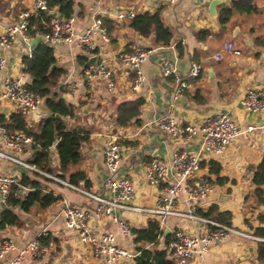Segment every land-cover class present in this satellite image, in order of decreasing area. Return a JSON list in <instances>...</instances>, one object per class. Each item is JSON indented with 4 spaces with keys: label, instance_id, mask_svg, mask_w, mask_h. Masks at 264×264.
Here are the masks:
<instances>
[{
    "label": "crops",
    "instance_id": "1",
    "mask_svg": "<svg viewBox=\"0 0 264 264\" xmlns=\"http://www.w3.org/2000/svg\"><path fill=\"white\" fill-rule=\"evenodd\" d=\"M212 1L75 0L77 33H82L94 16L112 21L110 41L101 43L98 52L106 51L116 81L115 89L109 91L106 80L88 79L84 75L86 64L97 57L95 52H89L75 43L54 45L57 57L54 67L59 68L60 73L54 91L76 107V115L68 117L67 123L71 127L83 126L91 131L90 139L82 149L81 162L71 168V171H84L90 184L87 186L82 180L75 186L93 194H105L108 171L103 143L106 134H114L123 154L119 173L131 176L135 182L133 204L153 208L165 185L159 188L149 185L144 178V165L154 157L171 161L178 149H196L200 142L199 137L177 139L163 132L155 123L156 119L170 115L180 124L198 125L207 115L227 112L242 127L264 122V111L251 113L241 103L249 89L255 88L264 93V45L257 43V39L264 36V0H253L258 9L256 12H234L224 25L219 23V10L230 7L233 0H221L216 6V14L210 10ZM34 3L35 0H0V35L17 21L19 13L32 9ZM159 9L163 20L173 30L172 41L166 46L156 44L153 34L143 36L130 28L129 17H117L119 12L154 13ZM204 29L209 30V34L201 39L199 34ZM39 38L32 37L33 46ZM227 41L234 42L242 54L223 53L222 58H217L216 54ZM178 43H182L183 53L177 49ZM132 45L158 48L141 66L145 81L139 88H135L136 72L116 61V57ZM0 55L6 61L0 70V114L9 118L17 111L10 101L1 98L3 83L6 78L30 82V75L24 71L23 63L26 45L19 36L10 47L0 44ZM165 57L172 60L183 75L194 61L202 66L200 75L190 82L185 94L176 100L171 97L173 79L162 73L160 60ZM138 97L145 100L140 115L125 126L117 124V103ZM49 114L44 102L38 114L26 118V121L34 127ZM23 158L30 160L31 150ZM263 159L264 129L255 130L247 136H238L221 157L207 155L201 160L199 173L211 180L214 186L209 197L205 200H186V197L181 196L176 208L187 211L191 205H197L198 210L207 211L212 205H217L220 210L232 212L234 228L253 234V227L259 225L258 215L264 212V202H259L254 192L253 169ZM211 160L221 164L219 175L210 172ZM59 164L58 154L53 147V168L57 170ZM18 167L0 158V173H11L22 178L23 172ZM47 177L52 180L43 181V184L53 190L59 200L43 209L34 206L29 212L19 210L20 224L0 230V239L8 238L15 246L13 251L0 258V264L7 263L21 251H25L21 264H104L74 231L67 228L62 212L65 201L82 208H93L95 201L81 190ZM219 178L223 182H219ZM114 213L116 219L107 217L99 221L92 218L89 222L91 229L98 233H114L119 243L130 251L138 252L134 234L125 236L120 231V223L127 222L132 229L143 228L155 217L146 212L128 210H116ZM209 228L210 225L203 222L171 217L155 247L165 248V238L171 230L183 229L191 234H203ZM43 230L46 233L44 236L49 237L46 245L49 253L34 257L28 247ZM257 242L248 237L230 235L225 241L213 243L205 255L193 257L191 264H263L257 259Z\"/></svg>",
    "mask_w": 264,
    "mask_h": 264
},
{
    "label": "built area",
    "instance_id": "2",
    "mask_svg": "<svg viewBox=\"0 0 264 264\" xmlns=\"http://www.w3.org/2000/svg\"><path fill=\"white\" fill-rule=\"evenodd\" d=\"M40 11L49 12L47 0H35L32 9L19 13L17 21L0 35V44L3 47H10L20 36L26 45V55L32 56L34 46L32 37L28 33L29 18L37 15ZM52 15L51 29L42 36V41L52 45L75 43L78 47L89 52H95L97 60L94 64L85 66L84 75L88 79L106 80L108 90L113 91L116 86L115 71L110 65V58L105 54L106 51L98 52L101 43L110 41L108 28L102 17L94 16L85 30L82 33H77L78 17L76 15L65 18L57 11ZM134 16V12H119L117 15L121 19ZM157 50L158 48L148 49L140 45H132L130 49L121 52L116 57V61L123 67L136 72L135 88L142 86L145 81L144 73L141 70L142 64L152 52ZM223 53L241 55L242 51L235 46L234 42L227 41L216 57L222 58ZM5 63V59L0 55V70L4 68ZM160 63L163 76L173 79L174 85L171 91L173 100L183 96L186 89L189 88L190 82L197 78L202 71V66L196 61L191 64L185 75L179 72L176 64L169 58H161ZM27 85L28 82L25 80L6 78L1 93V98L10 101L15 110L25 118L37 115L44 103V98L31 91ZM69 87L72 88V85ZM241 103L249 111L256 113L264 111V93L255 88L249 89ZM155 123L163 132L177 139L189 140L199 137L200 142L196 149H178L171 161L154 157L144 165V178L149 185L157 188L165 185L157 196L156 205L153 208L133 204L136 193L135 182L131 176L119 173L123 154L118 138L114 134H106L103 143L105 166L108 171L105 183L106 191L103 195L93 194L86 189L47 174L31 164L29 159H24L23 155L29 150L32 151L33 138L23 130H7L0 125V158L57 179L81 190L95 201L93 208L77 207L65 201L62 212L67 228L74 231L80 241L91 249L94 256L102 259L104 264H135V260L140 254L130 251L119 243L114 233H98L91 229L89 222L92 218L99 221L107 217L116 219L114 215L116 210L149 213L159 220L162 233L171 217L188 218L210 225L211 228L203 234H191L183 229L171 230L165 248L174 264H191L193 257L205 255L213 243L225 241L230 235H240L256 241L264 240L254 234L241 232L233 226L201 215L197 205H191L187 211L176 208L178 198L181 196L186 197V200H205L214 191L213 183L199 173L203 156L221 157L235 138L264 129V122L242 127L231 114L219 112L207 115L198 125L180 124L170 115L156 119ZM16 185L20 186L22 191L30 189L21 184L19 176L0 173V210L7 206L8 197ZM120 231L127 237L133 234L130 224L124 221L120 223ZM162 233L159 237L162 236ZM45 234L43 230L28 247L34 257H41L49 253V247L40 241V238ZM14 249L15 246L10 239H0V258ZM24 253L25 251L19 252L5 264H21Z\"/></svg>",
    "mask_w": 264,
    "mask_h": 264
},
{
    "label": "trees",
    "instance_id": "3",
    "mask_svg": "<svg viewBox=\"0 0 264 264\" xmlns=\"http://www.w3.org/2000/svg\"><path fill=\"white\" fill-rule=\"evenodd\" d=\"M49 12L40 11L29 18L28 33L31 37H40L33 50L32 56L23 58L24 71L30 75L28 88L44 98L50 114L44 117L36 126H29L26 118L20 113H13L7 118L0 114V125L7 130H23L33 138L32 158L30 163L39 170L53 175L70 184L78 185L84 180L89 186L90 182L82 170L71 171L78 165L82 158V149L90 139L91 131L83 126L71 127L67 118L76 115V107L69 104L60 93L54 91V86L60 76L59 68L53 67L57 62L54 45L42 41V36L50 31V22L53 12L68 18L75 15V0H47ZM257 5L253 0H233L230 7L219 10L218 20L221 25L226 24L234 12L252 14L256 12ZM110 33L112 21L102 18ZM129 27L138 31L143 36L154 35V42L158 45H169L173 38L172 28L165 23L162 12L158 11L137 13L129 19ZM209 34V30H202L201 39ZM257 43L264 45V36L257 39ZM177 49L184 52L182 43H178ZM193 59H196L193 57ZM145 100L143 97L121 100L116 105V122L120 126L129 124L141 113ZM60 115V116H58ZM59 157L57 170L52 165V148ZM210 172L220 174L222 166L218 161L209 162ZM71 171V172H70ZM52 179L37 171L23 173L21 184L30 189L24 192L18 185L14 186L7 201L9 209L0 210V230L8 226L19 225L21 222L20 211L29 212L34 206L43 209L59 200V196L53 190H49L43 181ZM253 183L255 194L259 202H264V159L253 169ZM211 181V180H210ZM223 182L222 178L218 179ZM198 212L210 219L232 226L233 214L231 211L220 210L217 205H212L207 211L199 209ZM259 225L253 227V234L264 238V212L258 215ZM134 241L138 245L139 256L135 264H174L166 248L155 247L159 243V235L162 233L160 222L156 218L150 219L147 226L133 228ZM166 242L169 235H166ZM43 245H47L49 237H41ZM257 259L264 264V240L258 241ZM148 245V247H147Z\"/></svg>",
    "mask_w": 264,
    "mask_h": 264
},
{
    "label": "water",
    "instance_id": "4",
    "mask_svg": "<svg viewBox=\"0 0 264 264\" xmlns=\"http://www.w3.org/2000/svg\"><path fill=\"white\" fill-rule=\"evenodd\" d=\"M219 3H221V0H213V1L211 2L210 10H211V12H212L213 14H216V6H217ZM96 60H97V57H96V56L93 57L92 59H90V61L86 64V67L89 66V65H91V64H94V63L96 62ZM54 66H55V65H54ZM54 66H53V67H54ZM251 113H254V111H251ZM58 116H60V115H58ZM18 168H19V170L22 171L23 173L28 172V169L25 168V167H21V166H19ZM23 194H24V196H25L27 193L24 192ZM3 208H4V209H9L8 206H4Z\"/></svg>",
    "mask_w": 264,
    "mask_h": 264
}]
</instances>
